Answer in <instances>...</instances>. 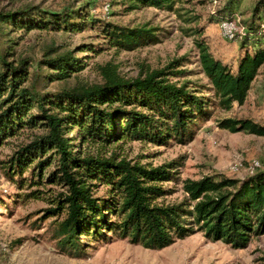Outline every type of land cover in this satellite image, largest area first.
Here are the masks:
<instances>
[{
	"label": "trees",
	"instance_id": "obj_1",
	"mask_svg": "<svg viewBox=\"0 0 264 264\" xmlns=\"http://www.w3.org/2000/svg\"><path fill=\"white\" fill-rule=\"evenodd\" d=\"M239 1H227L217 16L227 17ZM125 2L127 7L150 6L179 12L174 6L176 0ZM263 3L264 0H259L253 9L252 22L241 42L244 51L235 71L213 56L201 35V27L183 28L185 34L195 36L200 69L209 81L213 100L197 94L186 82L170 81L169 74L184 73L172 70L181 65L180 60L127 79L105 64L99 67L101 83L66 87L54 94L41 93L33 84H28L27 58L9 60L11 45L0 46V143L22 128H45L43 135L15 152L9 165L23 170L42 154L52 153L38 161L35 168L39 175L45 163L48 161V165L55 159L56 167L48 180L59 181L66 187L55 207L46 209V215H62L52 232L62 252L79 257L84 254L80 236L94 238L105 231L145 248L160 249L191 233L189 223H194L208 239L222 240L235 248L246 247L252 237L264 234V171L244 180L225 176L187 179L182 184L187 200L164 204L156 200L169 191L160 184L172 175L165 166L149 168L123 158L117 160L115 155L81 156L74 150L75 143L71 142L74 138L68 136L72 128H77L82 142L102 145L119 137L155 144H165L170 139L189 142L197 121L211 116L209 103L228 110L234 102H244L264 63V42L256 34L258 25H254L255 19L263 20ZM35 9L27 6L0 12V39L9 27L26 31L80 29L70 21L72 16L82 18L80 11L62 15ZM183 15L179 13L180 17ZM183 19L189 22L195 17ZM103 32L112 46L127 51L159 41L154 29L146 26L107 23ZM72 52L66 50L53 56L48 53L42 59L52 69L46 74L49 81L65 79L80 69ZM33 109L36 113L29 114ZM217 126L230 132L264 135V126L250 119L224 117L217 120ZM92 181L108 187L110 197L94 196ZM108 213L115 219L109 218Z\"/></svg>",
	"mask_w": 264,
	"mask_h": 264
},
{
	"label": "rangeland",
	"instance_id": "obj_2",
	"mask_svg": "<svg viewBox=\"0 0 264 264\" xmlns=\"http://www.w3.org/2000/svg\"><path fill=\"white\" fill-rule=\"evenodd\" d=\"M227 1L176 0L177 12L150 6L127 7L125 0H0V12L33 6L35 10L62 15L76 10L82 17H71L70 21L80 28L75 31L6 28L3 32L7 34L0 39V46L11 45L9 60L27 58L28 84H33L41 93L54 94L66 87L101 83L103 78L99 67L105 64L127 79L144 75L148 70L166 68L180 60L181 65L172 70L184 73L169 74L170 81L186 82L188 88L213 100L209 81L200 69L195 36L185 34L183 28L201 27V35L213 56L235 71L240 53L244 51L242 39L259 0H240L227 17L217 16ZM179 13L185 15L180 17ZM191 16L195 19L184 21L183 18ZM254 21V25H258L256 34L263 43L264 16L263 20ZM107 23L152 27L159 41L134 50L119 49L109 43L103 32ZM226 27L233 28V36L225 35ZM66 50L73 51L80 69L65 79L49 81L46 74L52 69L45 66L42 59L48 53L53 56ZM209 106L211 116L197 121L194 136L187 143L170 139L165 144H155L119 137L102 145L82 142L77 128H72L68 136L74 138L71 140L75 143L74 150L77 149L81 156L115 155L117 160L123 158L131 164L149 168L165 166L172 175L160 184L169 191L156 202L178 204L187 200L182 188L187 179L225 176L244 180L264 171V135L230 132L217 126V120L224 117L250 119L264 126V63L242 104L234 102L228 110L211 103ZM34 113V109L29 111V114ZM44 132L45 128L41 126L22 128L0 143V264H264V234L252 237L246 247L235 248L222 240L208 239L194 223L187 225L193 229L191 233L160 249L145 248L105 231L102 236L94 238L80 236L83 255L65 254L52 236L53 226L62 215H46V209L55 207L66 187L59 181L48 180L56 167L55 159L48 165L47 161L39 175L35 168L38 161L45 160L52 153L42 154L23 170L12 169L9 165V160L20 147ZM92 182L94 196L110 197L108 187L101 182ZM107 215L115 219L114 215Z\"/></svg>",
	"mask_w": 264,
	"mask_h": 264
},
{
	"label": "built area",
	"instance_id": "obj_3",
	"mask_svg": "<svg viewBox=\"0 0 264 264\" xmlns=\"http://www.w3.org/2000/svg\"><path fill=\"white\" fill-rule=\"evenodd\" d=\"M234 32H233V28L232 27H226L225 28V35L226 36H233Z\"/></svg>",
	"mask_w": 264,
	"mask_h": 264
}]
</instances>
